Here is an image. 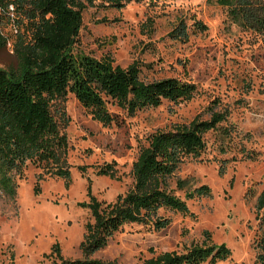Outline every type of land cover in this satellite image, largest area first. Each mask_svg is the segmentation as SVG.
I'll list each match as a JSON object with an SVG mask.
<instances>
[{
	"label": "rangeland",
	"instance_id": "rangeland-1",
	"mask_svg": "<svg viewBox=\"0 0 264 264\" xmlns=\"http://www.w3.org/2000/svg\"><path fill=\"white\" fill-rule=\"evenodd\" d=\"M79 1L85 8L77 51L96 59L108 57L122 68L137 61L143 80L177 78L193 83L196 93L188 101H163L133 116L109 102L114 121L107 127L68 94V123L62 132L69 176L39 178L42 171L29 165L24 179L17 181L14 199L0 191V264L58 263L55 256L44 257L54 244L64 259L82 258L84 225L92 221L86 206L90 197L108 204L125 194L133 182L132 164L150 135L196 116L207 119L212 101L219 102L218 109L229 110L228 120L204 136V150L198 157H187L177 173L191 178L195 186L208 185L212 196L188 201L192 215L160 209L158 216L171 220L160 231L150 224L124 225L92 258L137 264L153 256L149 249L156 255L200 244L206 231L214 244H225L231 251L218 264H258L253 245L256 200L264 190V48L259 40L231 24L225 9L208 0H129L121 9L102 0H91L90 5ZM13 11L10 7L2 14L3 70L16 68L15 49L29 41L25 24L17 23ZM179 20L187 25L185 42L167 36ZM196 21L206 30L194 27ZM52 110L55 115V107ZM105 165H112L113 176L98 174ZM222 165L226 171L219 175ZM176 195L183 197L181 192Z\"/></svg>",
	"mask_w": 264,
	"mask_h": 264
},
{
	"label": "trees",
	"instance_id": "trees-1",
	"mask_svg": "<svg viewBox=\"0 0 264 264\" xmlns=\"http://www.w3.org/2000/svg\"><path fill=\"white\" fill-rule=\"evenodd\" d=\"M108 7L121 9L129 0H102ZM92 4L91 0H87ZM226 11L227 20L239 30L249 32L264 48V0H208ZM10 7L18 24H25L29 41L15 49L17 66L0 69V191L14 199L17 181L24 179L27 167L34 166L43 174L65 180L69 171L63 155L67 138L62 129L68 119L64 104L68 94L103 127L113 121L107 104L133 116L147 108H157L163 101H188L196 86L177 78L145 81L142 65L133 61L125 68L113 65L108 57L96 59L75 49L85 5L79 0H0L2 14ZM200 31L206 26L193 24ZM171 40L187 41V25L179 20L167 34ZM5 41L0 32V47ZM212 101L208 118L194 117L190 122L175 124L168 130L156 131L140 148L131 167L132 186L114 202L103 203L90 197L86 205L91 222L84 225L79 245L82 258L64 259L57 244L51 247L54 264H120L116 260H97L92 254L105 248L111 238L127 224H150L154 230L166 228L171 220L158 216L160 209L189 214L188 201L210 198L208 185H193L191 178L177 176L189 156L198 157L205 148L204 136L222 128L229 117L227 108L218 109ZM55 107V115L53 114ZM228 137V132H223ZM251 159L249 155L246 157ZM112 165H105L98 174L113 176ZM225 165L218 169L222 175ZM181 192L183 197L176 195ZM85 206V205H84ZM258 230L253 245L256 262L264 264V190L256 200ZM202 243L183 246L181 250L162 252L137 264H218L231 256L225 244H214L203 232Z\"/></svg>",
	"mask_w": 264,
	"mask_h": 264
}]
</instances>
